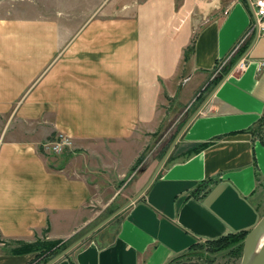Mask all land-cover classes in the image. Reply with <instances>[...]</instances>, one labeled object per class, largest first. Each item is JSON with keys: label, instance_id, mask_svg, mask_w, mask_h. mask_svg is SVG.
Here are the masks:
<instances>
[{"label": "crops", "instance_id": "crops-1", "mask_svg": "<svg viewBox=\"0 0 264 264\" xmlns=\"http://www.w3.org/2000/svg\"><path fill=\"white\" fill-rule=\"evenodd\" d=\"M176 1H130L128 15L92 17L74 32L49 17L0 18V264H35L36 252L13 251L16 241L44 231L63 241L92 219V186L100 184L85 165L40 145L57 134L76 152L124 142L151 125L184 72V82L198 78L196 96L210 90L184 124L174 159L131 197L116 189L115 228L97 229L50 264H166L193 243L259 221L264 141L249 129L264 109V36L242 39L255 0ZM196 9L203 21L191 16ZM241 55L246 67L234 72ZM225 60L229 68L210 86ZM25 122L30 132L20 131Z\"/></svg>", "mask_w": 264, "mask_h": 264}, {"label": "rangeland", "instance_id": "rangeland-1", "mask_svg": "<svg viewBox=\"0 0 264 264\" xmlns=\"http://www.w3.org/2000/svg\"><path fill=\"white\" fill-rule=\"evenodd\" d=\"M130 1L136 0H0V18L49 17L58 20L61 25L74 32L79 30L92 17L128 15L130 13ZM176 3L179 5L180 0H177ZM127 5L128 7L125 8L124 12L120 13L121 7ZM191 16L199 20V22L203 21L204 17H206L201 12H197V9L193 10ZM199 22L196 23L200 25ZM226 65L220 71L215 70L216 74L213 79H217V75L218 78L221 76V72L226 70ZM185 74L186 72H184L180 80H175L173 85H169L168 91L164 92V96L161 98V103L158 106L156 118L150 126L137 129L130 138L125 139L122 143L107 142L99 146L91 145L90 150L87 149L81 152H76V147L74 148L72 144L57 153L59 157L70 160L73 163V167L85 165L89 170L88 173H91L90 176L88 175L89 179H95L100 184V187L97 185L93 188L92 186V189H94V199L90 201V205L88 206V216H91L92 219L86 225L87 227L76 232L66 240L62 241V239H59L62 241V245L59 248L68 247L73 240L81 237L89 229L97 225L99 226L96 227V230L115 228L117 219L113 218L119 212L107 221L102 222L112 215L117 210L118 204L121 203L119 202L122 200L121 194L116 201L111 200L113 192L120 188L125 193L129 194L130 192V197L135 194L136 188L134 189V187H136V183L143 182L155 169L178 132L197 111L199 104L209 93L210 89H206L197 98L196 94L200 90L199 87L196 88L198 78L184 82ZM211 85L213 86L212 83ZM20 128V131L30 132L32 124L25 122L23 125H20ZM50 140H53V138L45 142ZM42 150H44L43 147ZM171 151L169 154H171ZM48 153L52 154L54 152L50 151ZM93 170H101L107 178H104L103 174L98 172L97 178H94L92 176ZM101 179L108 180L109 186L106 188L102 187ZM258 201L264 209V187L260 189ZM38 238L56 240L48 238L45 231L42 233V237ZM227 253L222 252L217 254L213 262L207 264H239L240 260L238 258L235 259L232 254ZM188 257L190 255L184 259L183 264H189L198 260L197 256ZM34 263L36 264V262Z\"/></svg>", "mask_w": 264, "mask_h": 264}, {"label": "trees", "instance_id": "trees-1", "mask_svg": "<svg viewBox=\"0 0 264 264\" xmlns=\"http://www.w3.org/2000/svg\"><path fill=\"white\" fill-rule=\"evenodd\" d=\"M192 47H193V40L186 47V50L184 52L185 59L187 58L188 52L192 50ZM219 79L220 78L213 79L212 84L217 83ZM197 98H199V95L197 96ZM263 127H264V109L256 124L253 127H251L249 131L252 133L253 136H257L259 139L264 141ZM209 143H210L209 141L198 143L193 147L188 148L187 150L182 152V156L184 157L190 156L191 154L206 147ZM40 148L42 149V146H40ZM174 157L175 156H173V154L171 153L167 158L165 164L171 162L174 159ZM119 216L120 213H118L113 219L116 220L119 218ZM247 232L248 231L229 233L224 236L218 237L216 239L193 243L188 247V249L185 252L171 258L166 264H183L184 259L189 255L190 257L197 256L198 258L197 261L189 264H207L213 262L216 255L222 252L223 253L228 252L227 254H232L233 257H235V259L238 258L240 260L242 255L243 240ZM90 237L91 236H89L85 241L90 239ZM61 243L62 241L59 239L44 240L43 238H38L31 242L16 241L15 242L16 246L13 247L12 249L14 252H20V253L36 252L34 258L36 260V264H45L48 260H50L52 257L57 255L61 250L65 248V247L59 248V246L62 245Z\"/></svg>", "mask_w": 264, "mask_h": 264}, {"label": "water", "instance_id": "water-1", "mask_svg": "<svg viewBox=\"0 0 264 264\" xmlns=\"http://www.w3.org/2000/svg\"><path fill=\"white\" fill-rule=\"evenodd\" d=\"M197 112H198V110L195 113H197ZM181 131H182V129L178 132L177 136L172 141L168 150L165 152V154L163 155V157L161 158V160L159 161V163L155 167L148 183L153 179V177L156 175L159 168L166 161L171 149L174 147L178 137L180 136ZM135 198H133V199H135ZM119 211H120V209H118L117 211L112 213V215L107 217L102 222L107 221L110 217L114 216ZM97 226H99V225H97ZM97 226L93 227L87 233H85L84 235L79 237L76 241L72 242L68 247H66L60 253L55 255L52 259H50L45 264H50L54 260L59 258L60 256L66 254L68 251H70L72 248H74L76 245H78L80 242H82L84 239H86L88 236H90L96 230ZM259 242H260V244H259ZM258 244H259V246H258ZM239 264H264V213L261 216V218L259 219V221L250 230H248V232H247V234L243 240L242 255H241Z\"/></svg>", "mask_w": 264, "mask_h": 264}, {"label": "built area", "instance_id": "built-area-1", "mask_svg": "<svg viewBox=\"0 0 264 264\" xmlns=\"http://www.w3.org/2000/svg\"><path fill=\"white\" fill-rule=\"evenodd\" d=\"M253 6V18L252 21L246 30L245 34L243 35L242 39L252 37L253 35H261L264 36V0H255L251 3ZM236 46H239V43H237ZM247 60L245 59L244 55H241L237 61V63L234 65L232 71L239 72L243 70L246 67ZM226 65L225 61H220L216 65L217 70H221ZM72 145V141L70 137L63 135V134H57L53 140H50L43 144V149L58 153L64 150L65 148Z\"/></svg>", "mask_w": 264, "mask_h": 264}, {"label": "bare ground", "instance_id": "bare-ground-1", "mask_svg": "<svg viewBox=\"0 0 264 264\" xmlns=\"http://www.w3.org/2000/svg\"><path fill=\"white\" fill-rule=\"evenodd\" d=\"M259 244H260V242H259ZM259 244H258V246H259Z\"/></svg>", "mask_w": 264, "mask_h": 264}]
</instances>
